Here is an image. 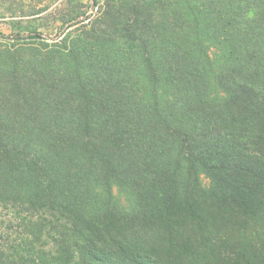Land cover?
<instances>
[{
    "label": "trees",
    "instance_id": "16d2710c",
    "mask_svg": "<svg viewBox=\"0 0 264 264\" xmlns=\"http://www.w3.org/2000/svg\"><path fill=\"white\" fill-rule=\"evenodd\" d=\"M59 45L0 52V264H264V0H107Z\"/></svg>",
    "mask_w": 264,
    "mask_h": 264
},
{
    "label": "rangeland",
    "instance_id": "374dc122",
    "mask_svg": "<svg viewBox=\"0 0 264 264\" xmlns=\"http://www.w3.org/2000/svg\"><path fill=\"white\" fill-rule=\"evenodd\" d=\"M106 1L0 0V33L16 35L40 32L47 37L45 41L33 40L29 42L0 37V52H10L16 57L17 55L21 56L26 62H31L29 60H34V56H39L47 49L55 47L58 42L61 44L59 48L69 47L72 45V41L76 40L85 28L89 29L94 20L102 14ZM73 17L76 20L72 23L68 22ZM18 67L22 69L20 66ZM203 182L205 185L209 184L207 179H204ZM37 217L34 218V221L37 220ZM24 234L25 229L17 217V212L0 205V236L4 237L0 244H14L16 250L21 251L24 248ZM41 243L39 249H43L45 252L52 247V240L44 239L43 236Z\"/></svg>",
    "mask_w": 264,
    "mask_h": 264
}]
</instances>
